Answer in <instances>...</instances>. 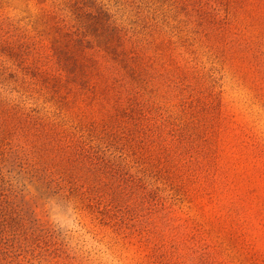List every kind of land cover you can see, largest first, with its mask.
Returning <instances> with one entry per match:
<instances>
[{"label":"rangeland","instance_id":"obj_1","mask_svg":"<svg viewBox=\"0 0 264 264\" xmlns=\"http://www.w3.org/2000/svg\"><path fill=\"white\" fill-rule=\"evenodd\" d=\"M0 264H264V0H0Z\"/></svg>","mask_w":264,"mask_h":264}]
</instances>
